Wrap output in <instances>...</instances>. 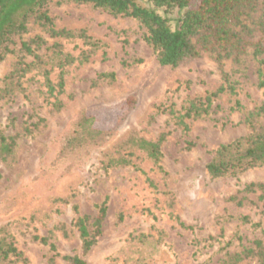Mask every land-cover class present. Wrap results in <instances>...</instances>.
<instances>
[{
  "label": "rangeland",
  "instance_id": "obj_1",
  "mask_svg": "<svg viewBox=\"0 0 264 264\" xmlns=\"http://www.w3.org/2000/svg\"><path fill=\"white\" fill-rule=\"evenodd\" d=\"M47 10L56 28L73 35L51 37L30 18L22 39L42 36L38 56L16 48L0 61V134L15 139L12 152L0 155V227L22 252L1 264H50L54 253L55 264H69L67 254L89 264H220L243 245L264 243L260 191H243L250 182L264 183V165L215 178L206 168L219 144L249 132L244 116L264 99L256 72L264 52L253 57L250 44L240 60L219 65L213 52L202 50L175 67L161 65L130 17L54 0ZM245 37L264 46L259 29ZM64 55L74 60L66 63ZM20 59L31 65H17ZM9 72L11 81L4 82ZM224 72L234 92L219 93L207 114L179 122L188 100L199 102L205 91L227 84ZM46 78L55 85L51 93ZM128 98L135 101L125 104ZM83 113L93 118L92 127L109 130L108 137L96 142L85 130L74 132ZM161 133L157 162L129 143L131 136L156 140ZM68 136L74 137L69 144ZM120 157L127 162L113 160ZM105 197L101 233L83 253L76 218L86 215L92 232ZM34 235L49 237L55 250Z\"/></svg>",
  "mask_w": 264,
  "mask_h": 264
},
{
  "label": "trees",
  "instance_id": "obj_2",
  "mask_svg": "<svg viewBox=\"0 0 264 264\" xmlns=\"http://www.w3.org/2000/svg\"><path fill=\"white\" fill-rule=\"evenodd\" d=\"M53 0H0V61L6 54L12 53L16 48L23 54L35 53V47L43 42L40 35H34L22 39V35L28 31V22L32 18L51 37H69L73 34L64 29L55 27L53 18L49 15L47 5ZM58 2L87 3L96 8H101L113 15H122L136 20L144 29L143 39L150 46L157 61L161 65L177 66L181 61L197 56L202 50L211 51L219 65L223 60L231 58L238 61L247 52L248 46L253 45L252 56L258 57L264 52V46L260 41L250 43L246 35L251 31L259 29L264 32V0H54ZM260 14L255 17V14ZM175 13L174 17H170ZM170 20L174 21L173 26ZM88 44L97 46L96 41L84 34ZM58 60L60 61V50ZM24 57V56H22ZM87 57L84 55L83 59ZM74 60L70 55H64V62L71 63ZM66 63H59L62 67ZM257 85L264 87V57L257 59ZM29 66L21 59L17 65ZM48 70H44L48 75ZM13 72L4 76L5 81H11ZM113 73H99L98 77L113 78ZM222 78L227 82L221 84L214 91H205L199 102L193 99L183 107L184 112L177 115L179 122L182 117H199L208 113L213 99L221 92L229 90L234 92L233 84L229 83L226 72ZM48 91L51 93L55 85L46 78ZM58 86L59 91L63 89V77L60 75ZM5 88L0 87V93ZM2 96V93L0 97ZM134 98H128L125 104H132ZM236 107H240L235 101ZM173 113V109H169ZM264 117V99L260 104L248 110L244 116V122L249 127V132L239 136L227 143L219 144L212 152L211 159L206 164L207 171L211 178L223 175H236L249 168L264 165V124L258 120ZM93 118L86 113L80 114L75 123L74 132L85 130L92 141H102L108 137L109 130L92 127ZM73 134V133H72ZM74 135V134H73ZM166 133H161L156 140H146L139 136H131L130 145L143 150L148 157L158 161L161 155L160 144ZM66 141L71 143L74 137L68 136ZM193 145V143H189ZM15 139L12 136L0 134V155L5 156L12 152ZM116 163L124 164L127 159L120 157L113 159ZM260 191L258 198L263 201L264 212V183L250 182L246 184L243 191ZM230 199H235L231 196ZM107 197L101 202L98 213L94 217L91 232L87 226L86 215L76 218L75 225L82 239L83 253L87 252L95 243L96 236L101 233V222L106 213ZM241 203L240 200L237 201ZM244 220L247 216L242 217ZM181 225H184L180 222ZM186 228H192L186 225ZM212 238V237H210ZM34 239L49 244L51 250H55L54 243L49 241L47 236L34 235ZM22 252L14 245V237L5 227H0V264L3 261H11V258L18 259ZM58 253L52 254L48 262L55 264L54 260ZM63 258L69 264H89L78 254H67ZM249 258H256L260 264H264V243L261 240H254L250 245H243L240 250L229 252L222 259L220 264H237Z\"/></svg>",
  "mask_w": 264,
  "mask_h": 264
}]
</instances>
